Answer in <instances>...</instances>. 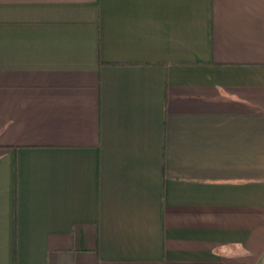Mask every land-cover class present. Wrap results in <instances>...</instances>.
Returning <instances> with one entry per match:
<instances>
[{"label":"crops","instance_id":"obj_1","mask_svg":"<svg viewBox=\"0 0 264 264\" xmlns=\"http://www.w3.org/2000/svg\"><path fill=\"white\" fill-rule=\"evenodd\" d=\"M0 264H264V0H0Z\"/></svg>","mask_w":264,"mask_h":264}]
</instances>
